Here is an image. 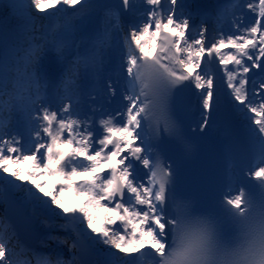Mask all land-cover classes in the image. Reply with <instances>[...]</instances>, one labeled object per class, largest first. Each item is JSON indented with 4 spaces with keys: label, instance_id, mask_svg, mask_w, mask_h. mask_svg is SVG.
<instances>
[{
    "label": "snow or ice",
    "instance_id": "6c2138e0",
    "mask_svg": "<svg viewBox=\"0 0 264 264\" xmlns=\"http://www.w3.org/2000/svg\"><path fill=\"white\" fill-rule=\"evenodd\" d=\"M244 2L234 0L230 7L242 10ZM30 3L40 12L46 11L45 4L49 9L79 5L77 13L95 7L93 0ZM247 8L257 13L252 22L232 12L234 19L226 30L209 40L203 21L189 32L191 14L184 0L113 4L108 16L117 28L124 13L137 17V23L130 26L123 45H117L107 95L96 99L99 93L95 97L87 93L89 100H82L69 80L62 93L37 107L40 95L32 94L28 85L38 78L27 75L8 102L23 113L21 131L6 136L0 119V180L25 192L50 216L62 218L65 224L60 227L74 226L78 243L115 249L107 253L108 264H160L158 250L170 239L174 210L190 202L223 223H231L246 202L264 203V0H248ZM104 37L106 44L107 32ZM101 54L94 48L92 62L84 59L83 66L98 67ZM214 65L221 66L231 90L229 104L243 120L252 122L246 126L251 151L230 165L221 198L193 180L184 166L203 139L209 118L222 114V100L214 94ZM187 92L199 110L200 119L188 125L195 135L185 134L180 119ZM115 97L119 108L109 111L105 104ZM82 103L88 104L91 114L82 110ZM16 165L20 167L10 172ZM49 177L52 191H46L47 182H40ZM25 181L32 187L24 188ZM66 191L75 192L81 201L77 207L68 206ZM15 255L0 232V264H18ZM37 264L51 261L40 259Z\"/></svg>",
    "mask_w": 264,
    "mask_h": 264
},
{
    "label": "rangeland",
    "instance_id": "374dc122",
    "mask_svg": "<svg viewBox=\"0 0 264 264\" xmlns=\"http://www.w3.org/2000/svg\"><path fill=\"white\" fill-rule=\"evenodd\" d=\"M187 1H190V3L196 2V0H187ZM79 7H80L79 5H77L76 7H69L67 5L61 4L49 9L47 4H45L44 8L46 9V11L40 12L39 10L35 9V6L30 3V0H0V42L3 46H6L7 49H9L10 46H12L11 42L5 40L6 37L5 23L8 21L11 24L10 30H12V32L14 33H18V35L15 36L14 38L15 39L14 42L16 44L15 47H18L20 52L23 51L21 49L24 47L28 49L25 50L27 53L28 51H31V53L29 54L31 55L29 56L30 60L28 62H23V61L19 62L23 64L25 63L24 67L23 66L20 67L21 69L20 73L22 74L19 73V75L20 77H23L22 83H26L25 77L29 74H32L34 78H38L36 83H33L32 86L28 85V88L30 89V92L32 94L37 93V85H38L37 83H39V81L42 82V79L46 76L49 70V66L52 64V62L54 63L55 66L62 65V63L68 62V57L71 56L66 51L70 47H73L76 43H78V40L83 37L84 28L87 24L86 22L85 23L81 22L78 24L76 23L75 17L78 15L76 9ZM61 9H64V11H60ZM94 10L97 11L95 7ZM241 11L246 12L247 14L246 16L243 17V19L246 22L252 18L254 19V12L251 9L247 8V4L243 7ZM53 13H55V15H52ZM133 21L137 23V20H133ZM99 22L100 21L95 22V24ZM108 26L113 28L112 31L113 38L110 40L109 43L111 45L103 52L104 54H107L108 60L105 58H100L98 67L89 68L93 72V78H91L90 80L93 81L97 86L96 93L100 94L98 97H95L96 93L95 94L93 93V96L97 99L102 98V92L100 89L102 70L108 69V63L110 59L112 58L118 59L119 48L117 47V45H121V46L123 45V40L125 36V34L121 30V25L119 26V28H117L115 22L110 21L108 23ZM56 27L58 28V30L56 29ZM67 39H69L68 41H70V43H66ZM58 40L60 42L62 41V44ZM63 43L64 46L66 47L64 49H61L63 47ZM68 45L70 46L68 49H66ZM61 53H63V55L67 54V56H63L61 55ZM16 56H19V54H16ZM8 58L10 59V56H8ZM8 58H7V62L9 61ZM12 62H10L9 64L12 65V69H11L12 71L8 72V74L6 75L7 77L5 80L6 83L12 82L11 81V78L13 77L12 75L18 74L17 73L19 70V67L17 66L18 64L15 65V62L14 63ZM13 64L16 66V68H14ZM85 70L86 68L83 65H81L76 69L78 73L75 76H72L76 81L75 84L81 94L82 100L87 98L82 83L85 78L83 73ZM41 103H42L41 100H38L37 107H40ZM83 108L84 107L82 103V110L86 111ZM9 109L11 113L5 112L3 114L1 113L0 115V119L2 118H3L2 120L6 119L7 122L6 125L3 124L4 132L5 134L9 132L8 133L9 135L10 131L14 130V133L17 134L18 132L21 131V126L23 123V113L18 107H14L12 105ZM16 109H18V111L15 112ZM96 119L98 120L99 118ZM14 133L12 135H14ZM19 167L20 165H16L15 168H10L9 171L11 172ZM24 167L27 168L28 165H24ZM3 175L7 176V174H3ZM8 179L11 180L13 178L8 176ZM40 182L48 183V188L46 189V191L53 190V183L51 182L50 177ZM15 183L19 185L22 182L16 181ZM23 187L29 188L32 186L27 181H25L23 182ZM3 188H10L14 192L13 193L14 197L24 205V208L29 215L33 214L41 218V220L38 221L41 228L51 229V227H48V225L50 223H53L54 220H58V222L60 223V224L58 223L59 225L65 224V221L62 218L50 216L41 207L36 206L34 202L30 201L25 192L21 191L20 189L10 187L3 180H0V207H2L1 192ZM63 198L65 201H67L68 206L70 207H77L81 203V201L76 197L74 191H66L64 193ZM57 211H59V209H57ZM6 228H7V232L11 234L12 233L11 225L6 226ZM57 234H63L67 238H72V242L77 237V231L75 230L74 226H67L56 229L55 238ZM100 246L104 248L101 250H104L106 253L115 250V249H109L108 246L103 244H101ZM8 247H11V244L9 242H8ZM91 248L93 253L95 255H98L99 249H97L96 245H92ZM67 249L71 256V260L69 259L70 261L67 264H72V262H74V264H80L78 261L79 259L77 252L75 251L74 248L68 246L67 248L65 247V249H61V250L67 251Z\"/></svg>",
    "mask_w": 264,
    "mask_h": 264
},
{
    "label": "clouds",
    "instance_id": "9594fccd",
    "mask_svg": "<svg viewBox=\"0 0 264 264\" xmlns=\"http://www.w3.org/2000/svg\"><path fill=\"white\" fill-rule=\"evenodd\" d=\"M174 215L170 239L158 250L160 264H264V203L246 202L231 223L191 202Z\"/></svg>",
    "mask_w": 264,
    "mask_h": 264
},
{
    "label": "bare ground",
    "instance_id": "6f19581e",
    "mask_svg": "<svg viewBox=\"0 0 264 264\" xmlns=\"http://www.w3.org/2000/svg\"><path fill=\"white\" fill-rule=\"evenodd\" d=\"M210 2H214V0H209ZM204 3H206V2H204ZM234 3V0H230L228 3H227V6H231L232 4ZM239 7V6H238ZM110 8L111 7H108V10H107V8H104L102 11H101V13H100V16H99V14H98V12L97 11H95L94 9L91 11V12H89V13H78V15L75 17V19H76V23L78 24V23H85L86 22V24H87V27L86 28H89V27H91V26H97V27H102L104 24H106L107 23V26H108V23L110 22V21H113L112 20V18L111 17H109L108 16V13H109V11H110ZM234 10L235 9H237V8H233ZM105 12V15L103 14ZM77 14V13H76ZM229 14V13H228ZM219 16V18L222 20V16L221 15H218ZM237 16H238V14H237ZM103 17H106V18H103ZM122 18V17H121ZM132 18V17H131ZM224 19V18H223ZM110 20V21H109ZM221 20L219 21V23L221 24ZM98 21H100L99 23H97V24H95V22H98ZM253 20H249L248 21V23H250V22H252ZM222 23H224V21L222 22ZM228 23H230V21H228ZM191 25V24H190ZM228 25V24H227ZM10 26H11V24H10ZM109 27V26H108ZM56 29L58 30V28L56 27ZM129 32V30L127 31V33ZM55 33V32H54ZM53 33V34H54ZM69 39H67V41H66V43H70V41H68ZM79 40H81V39H79ZM92 40H95V39H92ZM59 41V40H58ZM60 42V41H59ZM97 42L98 41H94L93 42V44L91 45V47H94V46H96L97 45ZM61 44H62V41L60 42ZM102 43H104V40L102 41ZM69 46L70 45H68L67 46V48L66 49H68L69 48ZM75 46H78V47H75ZM79 46H80V43H78L77 45H74V47H70L66 52L67 53H72L73 52V50H75V48H79ZM66 46H64V43H63V47L61 48V49H64ZM78 60H79V58H78ZM221 76L220 78H218V76ZM6 79H4L3 80V82L2 83H0V97H3V96H8V94H10V90H11V88H12V86H13V84L12 83H6V81H5ZM37 84H39V83H37ZM215 84H216V87L215 88H217V90L219 91V95H220V97L222 98L223 96H227L228 98H230L231 99V97H230V92H231V90L230 89H228L227 87H226V82H225V80L222 78V73H221V70H220V73L218 74V75H216V77H215ZM33 84H30V86H32ZM35 87V86H34ZM14 88H17V90H18V86L16 85V84H14ZM214 88V89H215ZM54 90H57V86H54V88H53ZM30 90V89H29ZM214 94H215V90H214ZM55 95V94H54ZM0 101H2L1 100V98H0ZM3 102V101H2ZM240 107H243L242 105L240 106ZM3 108H5V106L3 107ZM195 109H196V111L195 112H198L199 110L195 107ZM1 110V109H0ZM8 110H10V109H8ZM16 111H18V109H16L15 110V112ZM1 115V114H0ZM3 119V118H2ZM4 122H5V120H3V124H4ZM249 122V121H248ZM249 124H252V122L250 121L249 122ZM252 126H255V125H252ZM9 133V132H8ZM8 133L6 134V136L8 135ZM11 134V133H10ZM15 134V133H14ZM17 189H19V188H17ZM2 211V209L0 210V212ZM55 223L53 224V223H51L50 225H51V229L52 230H56V229H58V228H63V227H60V223L58 222V220H55L54 221ZM59 223V224H58ZM56 224H58V225H56ZM3 228V226H2V224H1V222H0V229H2ZM2 233L4 234V230L2 231ZM6 237H7V234H6ZM97 239H99V238H97ZM50 240H52L53 241V238H50V239H48V245H51V241ZM66 240H67V238L65 237L64 238V241L66 242ZM13 242H14V240H12ZM15 243V242H14ZM100 245L101 244H96V246L98 247V248H100ZM59 247H61L60 245H58ZM11 247L13 248V250L11 249ZM11 247H9V250H10V252H14L16 255H15V259L17 260V261H21L23 264H28V263H35V264H37V262H38V256H37V252H28V251H25V250H22L21 248H16L14 245H11ZM115 251V250H114ZM119 255V254H118ZM41 257H43L42 259H47V257L46 256H44V255H42ZM94 257H88V256H85V257H82V259H83V261H82V263L83 264H88L89 262L91 263H96V264H101L102 262H101V256L99 257V256H97L96 257V260H94L93 259ZM40 260V259H39ZM62 263L63 264H66L67 263V261L65 260V261H62Z\"/></svg>",
    "mask_w": 264,
    "mask_h": 264
},
{
    "label": "water",
    "instance_id": "95a60500",
    "mask_svg": "<svg viewBox=\"0 0 264 264\" xmlns=\"http://www.w3.org/2000/svg\"><path fill=\"white\" fill-rule=\"evenodd\" d=\"M118 2V0H112V4ZM98 6H105V4L99 3ZM2 197L5 219L12 225L17 238L25 245L33 248L42 236V231L38 228L34 216H29L26 213L22 203L13 197L10 189H4ZM77 246L81 252L90 253L87 244H80L77 242Z\"/></svg>",
    "mask_w": 264,
    "mask_h": 264
},
{
    "label": "trees",
    "instance_id": "16d2710c",
    "mask_svg": "<svg viewBox=\"0 0 264 264\" xmlns=\"http://www.w3.org/2000/svg\"><path fill=\"white\" fill-rule=\"evenodd\" d=\"M6 25H5V28H6V37H5V40H7V41H9V42H11L12 43V46H10V48L9 49H7L6 51L4 50V54H2V57L6 54V53H8V51L11 49V47H12V50H10L9 51V53H8V55H5V57H7V56H9L10 55V60H13V62H15V63H18L19 62V59L20 58H26L28 55H27V53L25 52V53H21V52H19V49L18 48H16L15 47V36H17L18 35V33H14V32H12V30H10V28H11V26H10V23L7 21L6 23H5ZM2 50H3V48H1ZM18 52V54H19V56H17L16 57V53ZM3 53V52H2ZM12 56H13V58H12ZM19 57V58H18ZM12 58V59H11ZM4 61H2V63H3ZM0 64V73H3V72H5V73H8L9 72V70L10 69H3L2 68V66L4 67L5 66V62L3 63V64Z\"/></svg>",
    "mask_w": 264,
    "mask_h": 264
}]
</instances>
